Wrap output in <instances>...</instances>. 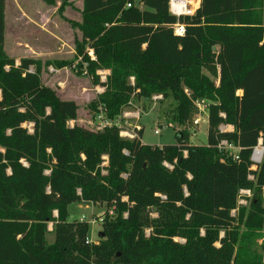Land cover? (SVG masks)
<instances>
[{"label": "trees", "instance_id": "1", "mask_svg": "<svg viewBox=\"0 0 264 264\" xmlns=\"http://www.w3.org/2000/svg\"><path fill=\"white\" fill-rule=\"evenodd\" d=\"M5 4L0 0V264H264L254 248L264 231V158L252 169L260 138L264 145V0H201L195 15L179 19L169 0H84L78 67L106 88L100 103L108 119L135 96L171 94L185 124L193 108L185 88L193 99L210 100L208 143L191 145L182 130L176 144L164 146L144 144L143 128L131 140L115 125L70 127L78 105L43 85L46 64H17L4 52ZM178 22L184 36L175 35ZM101 69L111 70L106 82ZM204 69L218 76V87ZM222 125L235 129L223 132ZM224 140L240 147L239 161L218 148ZM241 190L254 192L249 210L239 208ZM74 203L116 208L100 244L88 242V222L70 220Z\"/></svg>", "mask_w": 264, "mask_h": 264}, {"label": "rangeland", "instance_id": "2", "mask_svg": "<svg viewBox=\"0 0 264 264\" xmlns=\"http://www.w3.org/2000/svg\"><path fill=\"white\" fill-rule=\"evenodd\" d=\"M135 1L138 3L139 0ZM83 9L84 0H54L53 3L46 0H6L4 52L14 58L17 64L23 58L36 59L46 64L42 74L43 85L54 91L59 99L74 101L78 105V119L71 121L69 126L79 125L97 130L100 118H108L105 106L100 103V96L105 93L106 88L96 84L93 75L81 73L78 67L82 58L78 57L76 47L82 41V31L76 24L83 21ZM87 52L94 54L89 48ZM203 72L217 87L220 85L218 76L212 75L206 69ZM110 74V69L97 71L101 82H106ZM130 82L135 84V77L132 76ZM185 94L193 103L190 117L185 124L179 123V102L171 94L168 97L155 94L149 100L135 96L119 117L108 120L120 121L119 124L125 131L134 130L136 127L143 128L142 141L147 145L176 144V133L182 130H189L191 145H206L208 114L200 113L196 102L203 100L210 103V100L193 99L188 88H185ZM156 95H163V99L155 102L153 97ZM197 119L200 120L199 124H195ZM156 129L161 131L159 135L155 134ZM253 194L254 192L249 198V204L240 205V209L243 207L249 210ZM69 212L70 220L82 219L89 223V238L93 244H100L104 239L100 235L103 233L102 225L105 220H115L117 216L116 208L107 204L74 203L69 206ZM54 214L58 217L57 211ZM152 215L156 216V213L153 212ZM53 229L54 224L50 223V232L47 234L49 244L55 240ZM241 230L245 231L243 227ZM176 241L184 243L183 239ZM254 248L263 255L264 261V231L256 238Z\"/></svg>", "mask_w": 264, "mask_h": 264}, {"label": "built area", "instance_id": "3", "mask_svg": "<svg viewBox=\"0 0 264 264\" xmlns=\"http://www.w3.org/2000/svg\"><path fill=\"white\" fill-rule=\"evenodd\" d=\"M201 0H169V11L170 13L175 16L176 18H181L182 16H193L196 14L197 10L200 8ZM132 6V3L127 4V8H130ZM174 32L177 36H184L186 34V26L185 24H182L180 22L176 23L174 25ZM92 59H95L94 54L90 53ZM87 72V67L85 66V73ZM163 95H156L153 97V100L155 102L162 100ZM196 106L198 108V111L202 114H208V108L209 103L205 101H197ZM224 116V115H223ZM199 119L195 120V124H199ZM120 121L118 122H111L108 120V118H100V124L96 131L102 130L105 127H112L117 126L121 129V136L123 138L127 139H136L139 138L138 131L142 128L136 127L134 130L131 131H125L120 126ZM26 127H29V131L33 132V124H25ZM71 127V125H70ZM74 127V126H73ZM221 130L225 131V125L221 126ZM161 131L159 129L155 130V134L159 135ZM218 148L221 151H224V153L228 154L230 157L233 158L234 161H239V151L240 147L235 145L234 143H231L229 141H222ZM186 154V153H185ZM264 158V145H263V139L260 138L258 145L253 149L252 154V161H253V168H258V166L262 163ZM106 159V158H105ZM106 164V163H105ZM166 166L171 167L169 164L165 163ZM254 170V169H253ZM251 180H254L253 175H250L249 177ZM252 190H241L239 193V205L245 206L249 204V198L252 196ZM235 212V211H234ZM233 212V214H234ZM82 221V219H81ZM88 242H91L90 240Z\"/></svg>", "mask_w": 264, "mask_h": 264}, {"label": "crops", "instance_id": "4", "mask_svg": "<svg viewBox=\"0 0 264 264\" xmlns=\"http://www.w3.org/2000/svg\"><path fill=\"white\" fill-rule=\"evenodd\" d=\"M234 126L232 125H225V131L233 132L234 131ZM143 142V141H142ZM144 143V142H143ZM145 144V143H144ZM158 146H163V145H158Z\"/></svg>", "mask_w": 264, "mask_h": 264}, {"label": "water", "instance_id": "5", "mask_svg": "<svg viewBox=\"0 0 264 264\" xmlns=\"http://www.w3.org/2000/svg\"><path fill=\"white\" fill-rule=\"evenodd\" d=\"M216 48L214 47V50H215ZM102 238L104 237V234L103 233H101V235H100Z\"/></svg>", "mask_w": 264, "mask_h": 264}]
</instances>
